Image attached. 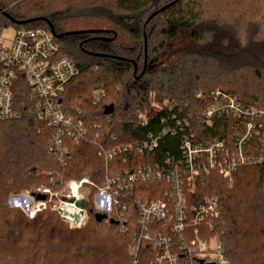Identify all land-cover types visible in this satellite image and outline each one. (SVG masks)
Instances as JSON below:
<instances>
[{"label":"trees","instance_id":"1","mask_svg":"<svg viewBox=\"0 0 264 264\" xmlns=\"http://www.w3.org/2000/svg\"><path fill=\"white\" fill-rule=\"evenodd\" d=\"M243 1L0 0L7 15L0 14L2 28L37 20L22 27H50L56 36L78 32L56 39L60 55L79 72L61 103L64 113H81L88 132L79 143H68L66 166L59 165L48 152L51 130L35 118L28 88L24 81L15 87L20 117L0 122V264H131L134 215L128 233L115 218L114 224L96 222L91 193L84 201L86 226L71 230L50 211L27 219L8 206V198L32 194L50 180L87 177L99 185L105 175L99 147L138 146L149 134L172 127L174 115L188 119L189 130L167 133L153 153L131 154L136 165L178 158L184 136L194 144L226 138V118L213 119L211 127L202 122L213 90L232 95L246 109L264 111V14L252 16L246 5L252 0ZM109 106L113 111L105 114ZM123 158L116 161L121 169L129 166ZM33 168L45 175L32 176ZM165 188L139 183L130 196L160 200ZM205 196L218 203V216L205 230L221 244L229 264H264V163L240 168L231 186L210 173L195 198ZM139 264H155L149 246L141 248Z\"/></svg>","mask_w":264,"mask_h":264},{"label":"built area","instance_id":"2","mask_svg":"<svg viewBox=\"0 0 264 264\" xmlns=\"http://www.w3.org/2000/svg\"><path fill=\"white\" fill-rule=\"evenodd\" d=\"M8 47L0 44V122L20 117L14 104V89L20 81L28 88L35 118L51 130L48 152L66 166L68 143H79L87 137L84 121L62 110L61 97L66 86L79 74L77 67L65 56L50 28L22 27ZM100 93L95 94V99ZM202 122L211 127L213 119L226 118V138L194 144L184 136L179 144L180 156L168 157L158 164L136 165L131 154L153 153L167 134L184 133L190 128L185 118L173 116L174 125L157 134H149L140 145H123L111 149L99 147L105 164V175L97 185L89 178L50 180L48 186L25 193L29 199L20 202L31 216L50 209L71 230H79L88 222L84 201L92 195L97 213L115 218L122 231L129 232L130 217H136V233L131 238L128 255L131 264H139L140 250L146 245L154 251L155 264H229L221 244L205 230L218 216V203L213 197L195 198L212 172L220 174L231 186L235 173L243 167L264 163V111L246 109L221 90H213ZM165 105V104H164ZM141 124L145 125L143 120ZM125 154L119 168L116 161ZM158 182L165 185L161 199L142 201L130 194L139 183ZM62 186L57 192L55 188ZM37 195L45 197L36 200ZM82 201L83 206H77ZM32 202V203H31ZM132 205L134 209H132Z\"/></svg>","mask_w":264,"mask_h":264},{"label":"rangeland","instance_id":"3","mask_svg":"<svg viewBox=\"0 0 264 264\" xmlns=\"http://www.w3.org/2000/svg\"><path fill=\"white\" fill-rule=\"evenodd\" d=\"M260 2H262V0H252V5L250 4V6L248 5V3L246 4L247 5V7L249 8V10H250V14L252 15V16H254L255 14H264V4H261ZM243 3H245V0L243 1ZM252 8V9H251ZM255 13V14H254ZM256 25V24H255ZM255 25H253L252 27H250V29H248V34L250 35V34H252L253 33V30L254 29H256V26ZM223 30H226V29H223ZM223 32V31H222ZM224 33V34H223ZM223 33H220L221 35H224L225 36V32H223ZM14 36H15V28L12 26V25H8V26H6V27H4V28H2V27H0V44L3 46V47H8V46H10L11 45V42H12V40H13V38H14ZM160 61V60H159ZM247 79H248V77H247ZM252 86H256L257 84H251ZM218 88H220V87H218ZM166 103V101H164L163 102V104H165ZM162 104V105H163ZM29 172H30V174L32 175V176H40V175H45V173L42 171V170H40V169H38V168H33V169H30L29 170ZM71 180V179H70ZM66 181H68V180H66ZM42 186H44V185H42ZM38 187H40V186H38ZM37 188V187H36ZM35 188V189H36ZM55 190L57 191V192H60L61 190H62V186H57L56 188H55ZM25 193H28L29 194V192H24V193H20V194H18V195H11L9 198H8V201H7V204H8V206L10 207V208H14V209H18V210H20L24 215H25V217L27 218V219H32V218H34L37 214H39V213H37V214H35V215H30L27 211H25V210H23L21 207H17V206H19V205H10V203H9V199L11 198V197H15V196H19V195H22V194H25ZM90 194H91V192H90ZM12 203H15V202H13L12 201ZM32 203V202H31ZM15 204H17V202L15 203ZM93 206H94V208H95V210L97 211V209H96V207H95V204H94V202H93ZM46 211H50V212H52L50 209H47ZM44 212V211H43ZM41 213V212H40ZM54 213V212H53ZM56 214V213H55ZM63 223V222H62ZM64 224V223H63ZM65 225V224H64ZM66 227H67V225H65ZM86 226V225H85ZM68 228V227H67ZM84 228V227H83Z\"/></svg>","mask_w":264,"mask_h":264},{"label":"water","instance_id":"4","mask_svg":"<svg viewBox=\"0 0 264 264\" xmlns=\"http://www.w3.org/2000/svg\"><path fill=\"white\" fill-rule=\"evenodd\" d=\"M167 7H168V6H166V7L162 8V9H160L158 12H155V13H154L149 19H151L152 17H154L157 13L164 11ZM0 14L4 15L5 17H7V15H6L5 13H3L2 11H0ZM34 21H37V20H30V21H24V22H15V24L21 26V25H26V24L32 23V22H34ZM49 28H50V27H49ZM50 30L52 31V34L54 35V37H55L56 39H61L63 36H70V35L78 34V32H75V33H66V34H63V35L56 36L55 33L53 32V30H52L51 28H50ZM134 68H135V67H134ZM135 71H136V68H135ZM144 72H145V68L143 69L142 74H143ZM142 74H141V75H142ZM112 111H113V106H109V107H107V108L105 109V114H109V113H111ZM19 198H20V202H24V201H26L27 199H29V197H28L26 194H22V195H20ZM44 199H45V197L42 196V195H37V196H36V200H44ZM12 201H13V197H11V198L9 199V203H10V205H13ZM77 206L82 207V206H83V202H82V201L78 202V203H77ZM106 219H107V215H106L105 213H96V214H95V221L98 222V223H100V222H102V221H105ZM109 223H110V224H114V222H113L112 220H109Z\"/></svg>","mask_w":264,"mask_h":264}]
</instances>
